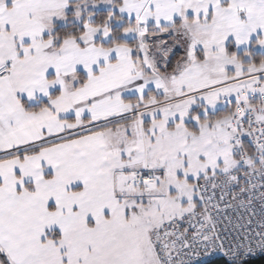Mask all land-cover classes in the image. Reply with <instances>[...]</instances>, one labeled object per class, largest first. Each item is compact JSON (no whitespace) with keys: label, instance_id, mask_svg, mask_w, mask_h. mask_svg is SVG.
<instances>
[{"label":"snow or ice","instance_id":"6c2138e0","mask_svg":"<svg viewBox=\"0 0 264 264\" xmlns=\"http://www.w3.org/2000/svg\"><path fill=\"white\" fill-rule=\"evenodd\" d=\"M0 264H264V0H0Z\"/></svg>","mask_w":264,"mask_h":264}]
</instances>
